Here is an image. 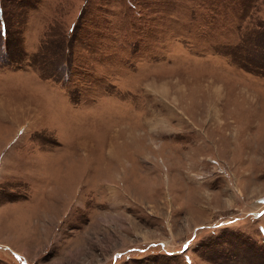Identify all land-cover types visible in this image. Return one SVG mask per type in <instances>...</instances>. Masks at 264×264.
Wrapping results in <instances>:
<instances>
[{
	"label": "rangeland",
	"instance_id": "obj_1",
	"mask_svg": "<svg viewBox=\"0 0 264 264\" xmlns=\"http://www.w3.org/2000/svg\"><path fill=\"white\" fill-rule=\"evenodd\" d=\"M0 264H264V0H0Z\"/></svg>",
	"mask_w": 264,
	"mask_h": 264
}]
</instances>
